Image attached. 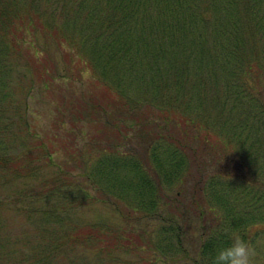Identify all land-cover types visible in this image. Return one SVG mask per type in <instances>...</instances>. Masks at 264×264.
Returning a JSON list of instances; mask_svg holds the SVG:
<instances>
[{
	"label": "trees",
	"instance_id": "16d2710c",
	"mask_svg": "<svg viewBox=\"0 0 264 264\" xmlns=\"http://www.w3.org/2000/svg\"><path fill=\"white\" fill-rule=\"evenodd\" d=\"M49 41L68 56L67 66L50 58ZM261 61L264 0H0V183L21 181L23 198L40 202L25 209L27 218L45 219L46 211L57 217L19 261L11 259L9 239L0 231V264L65 263L62 258L81 246L106 259V225L72 226L64 211L76 202L109 201L126 217L157 221L154 236L143 230L135 238L167 262L187 256L182 240L190 207L198 219L196 264H212L232 233L249 240V228L264 222V211L251 209L260 196L248 186L251 175L264 180V129L256 126L253 137L240 139L235 124L245 118L235 116L245 108L264 115V104H258L264 99L252 82L253 74L264 71ZM82 70L101 88L99 96L83 100L81 110L95 121L82 144L90 150L64 143L57 150L65 148V156L46 173L57 150L33 135L22 98L36 85L48 89L55 78ZM215 87L219 93L212 92ZM206 98L220 100L221 113L242 104L225 124L228 130L202 104ZM177 114L185 119L182 126L172 121ZM16 140L22 149L10 152L8 142ZM237 177L244 183L237 182L232 193L247 210L235 213L223 195L232 194L220 182ZM181 183L185 189L173 193ZM14 202L0 198V208ZM45 202L49 209L40 210ZM28 236L19 242L25 248ZM114 237L117 246L129 245L128 233Z\"/></svg>",
	"mask_w": 264,
	"mask_h": 264
},
{
	"label": "rangeland",
	"instance_id": "374dc122",
	"mask_svg": "<svg viewBox=\"0 0 264 264\" xmlns=\"http://www.w3.org/2000/svg\"><path fill=\"white\" fill-rule=\"evenodd\" d=\"M41 40L42 39L40 38V41ZM187 41L188 40H186V42ZM49 42L47 50L50 54V58L53 59L59 67L67 66L69 62L68 56L63 55L61 52L62 49L57 47L54 42ZM261 62L262 67H264V62ZM258 72L259 73L252 75V82L256 84V87L258 88L257 96H261V98L264 99V71L261 70ZM12 74H16V72ZM12 80L15 81V77H12ZM231 82H233V79ZM217 84L220 85L219 82ZM100 90L101 88L97 85L93 74L88 70L74 72L69 74L67 77H57L50 83L48 89H43L42 85H36L24 98H22L25 99L24 108L26 112V123L33 126V135H39V137L43 139V142H51L56 150L59 149L58 147L61 148L64 143H67L68 146H71L74 150H76L80 145L83 146L82 144H84L88 138L86 134L88 132L92 133L95 127V121L93 120V123L85 119L81 110H84L86 107L85 102L87 101V97L94 94L96 97L99 96ZM215 91L219 93L220 90L215 87L212 92L215 93ZM240 94L244 93L241 92ZM83 100H85V102ZM217 100H212L211 98L207 101L206 98L202 101V104L211 110L212 115L218 116V119L224 124V131H226L230 126L225 124H227L230 117L237 114L238 108L241 107L242 104L235 105L229 110L225 107L226 111L221 113L220 108L222 104L220 100ZM258 104L263 105L264 100H260V103ZM246 110L248 111L247 114H245ZM238 114L240 117L235 116V120H239L241 117L242 119L245 118V120L242 121L241 125L238 123L235 124V131L237 133L235 136H239L240 139H243L246 135L250 134L253 137L254 132L256 131V126L258 127L260 133L263 132L264 115L258 114L256 109L253 108L252 111L245 108L244 111H239ZM192 118L197 119L193 116ZM184 120V117L179 114L172 118V121L179 126H182V122H185ZM56 128L59 130L58 133ZM57 138H59L58 143ZM21 139L23 140L22 137ZM125 139L127 138L125 137ZM126 141H129V139ZM134 144L135 140H130V146ZM227 147L229 152H232V147L234 149L232 144H228ZM83 148L85 150H90L88 145H84ZM262 148L264 150V146ZM7 149H9L10 152H18L22 149L21 142L19 140L9 141ZM65 151L66 149L62 148L61 150H53V152H51L52 158L50 163L53 165L51 167L48 166L47 168H44L46 173H51L53 171L54 165L60 162L63 155L65 156ZM71 163L74 164L73 162ZM81 168L79 164H76L74 170L75 175L79 179L83 178V176H79L80 174H83ZM239 177L231 180L223 178L225 180H221L220 182L222 189H229L232 194L231 198H228L225 194L223 195L227 201L229 200L231 203L230 207H232L235 213L239 210L242 212L247 210L245 202L243 205H237L234 199L235 196L232 193V188L237 184V182L244 183L243 181L238 180ZM250 177L252 178V181L248 186L252 187L254 196H260L256 205L252 206L251 209H253L256 214L260 215L263 214L264 211V184L262 183L264 180H262L259 175H251ZM82 182L85 184V181ZM4 183L7 184L3 186ZM185 187L186 184L184 183L177 184L173 193L180 190L182 191ZM22 189H24L23 183L12 178H5L2 183H0V198H8L9 196L15 198V204L6 208H0V231L1 235L6 236V241L9 239V241L5 242V248L8 252H10V256H14L11 257V259L16 261L23 258L25 256L24 253H30L32 251V246L39 241L38 238L40 239L41 237L43 238L46 236L44 232L49 229L44 228L45 224L53 228L55 221H57V217L55 216L49 218L50 211H46L44 215H46L47 218L42 220L37 218H27L25 215V209L27 210L34 206L38 207L40 202L35 201L28 194L27 196L25 195L26 199H24V196L21 195L23 194L21 193ZM185 201L187 205L190 203L189 199ZM47 206L48 203L45 202L39 207V209H49ZM64 213L67 214V218L70 222H74L72 226L89 223H101L106 225V230L109 232V235L106 237V244L108 243L110 245H106V259L102 257L99 258L98 253L95 252L96 249L92 251L87 247L81 246L79 248L77 247L76 251L70 254L69 257L62 258L65 263L60 264H196L195 258L197 257L196 255L198 251L199 231L197 229L198 219L195 215L197 212L192 210V207H190V210L187 212L190 219L187 221L188 225L186 226L185 237L182 240L184 247L183 250L187 252V256H185L186 254L184 256H181L180 254L178 261L170 262L166 261L169 260L168 258L158 260L157 258L159 253L156 251L155 247L147 248L146 240L144 242V237L142 241L144 242L143 244L139 243V241L135 238V236L139 235L140 239L142 237L141 232L143 230L144 234L149 235L150 233V235L154 236L155 229L153 227L156 228L158 224L155 220L147 221V219L138 220V218L134 216L126 217L120 212L119 207H116L109 201H106V204L99 202L92 204L76 202L71 204L70 211H64ZM181 221L182 220H180V222ZM263 223L259 222L257 225L249 228L250 233H253V235L247 241H249L257 250L258 257L256 264H264ZM121 231L129 234L130 239L128 246L124 243L117 246L118 243L114 242V235ZM25 236H28L29 239L26 246L27 248L19 243ZM241 236L245 239L243 235ZM15 239L18 240L13 243ZM110 242L113 243V246Z\"/></svg>",
	"mask_w": 264,
	"mask_h": 264
},
{
	"label": "clouds",
	"instance_id": "9594fccd",
	"mask_svg": "<svg viewBox=\"0 0 264 264\" xmlns=\"http://www.w3.org/2000/svg\"><path fill=\"white\" fill-rule=\"evenodd\" d=\"M230 243L220 248L212 258V264H256V248L239 233H232Z\"/></svg>",
	"mask_w": 264,
	"mask_h": 264
}]
</instances>
